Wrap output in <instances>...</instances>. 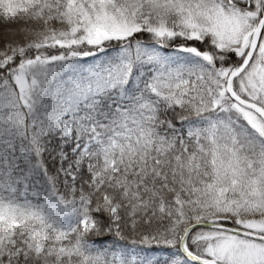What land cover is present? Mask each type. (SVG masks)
Masks as SVG:
<instances>
[{"label":"snow or ice","instance_id":"obj_1","mask_svg":"<svg viewBox=\"0 0 264 264\" xmlns=\"http://www.w3.org/2000/svg\"><path fill=\"white\" fill-rule=\"evenodd\" d=\"M0 264H264V0H0Z\"/></svg>","mask_w":264,"mask_h":264}]
</instances>
